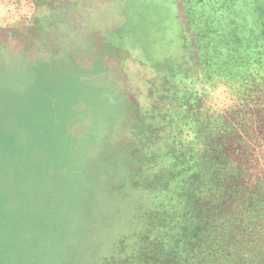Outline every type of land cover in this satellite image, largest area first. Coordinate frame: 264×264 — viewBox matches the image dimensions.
<instances>
[{"label": "rangeland", "instance_id": "rangeland-1", "mask_svg": "<svg viewBox=\"0 0 264 264\" xmlns=\"http://www.w3.org/2000/svg\"><path fill=\"white\" fill-rule=\"evenodd\" d=\"M259 51L264 0H0V264H171L211 163L245 211Z\"/></svg>", "mask_w": 264, "mask_h": 264}, {"label": "trees", "instance_id": "trees-1", "mask_svg": "<svg viewBox=\"0 0 264 264\" xmlns=\"http://www.w3.org/2000/svg\"><path fill=\"white\" fill-rule=\"evenodd\" d=\"M260 53H253L250 58L247 60L246 64L249 67H252L253 77L249 75L250 82L260 77V80L264 81L263 72L264 70V52L259 51ZM256 70V72H255ZM244 70L239 68L236 71V74H243ZM245 72V71H244ZM235 75V74H234ZM231 76V74L229 75ZM237 78L238 75L231 76L230 79ZM258 80V79H257ZM256 83H250V85H245L248 88L247 91H250L255 85V89L260 84L261 81ZM240 81L243 82L244 79L240 78ZM261 95L259 99H264V86L262 87ZM254 92V90H252ZM209 110L208 112H211ZM260 112L264 113V105L260 107ZM207 112V113H208ZM213 113V111H212ZM207 150V149H206ZM206 175L208 176L209 186L206 187V193L202 195L208 201L203 207L193 206V209L202 212V214L207 216L211 215L213 217L208 220L205 219L202 223L204 229L198 226L192 232L191 242L189 246V255L186 253L185 257L182 255V252L178 249L173 251V259L171 264H264V184L260 182L259 185L262 186H253V191H251L248 199L243 200L245 204V211L242 213L237 211L234 213V210L228 213L227 210L220 211L218 208V202L222 199H212L215 195V190L211 197L207 196V192L211 188H215L217 191L224 192V189L228 190L226 187V180H223L218 177L223 175L220 167L211 163L208 166ZM219 178L218 185H214L216 178ZM205 181V182H208ZM212 212V213H211ZM255 246H258V250ZM246 252V253H245ZM184 259H183V257ZM167 261V260H166ZM165 261H162V263Z\"/></svg>", "mask_w": 264, "mask_h": 264}, {"label": "crops", "instance_id": "crops-1", "mask_svg": "<svg viewBox=\"0 0 264 264\" xmlns=\"http://www.w3.org/2000/svg\"><path fill=\"white\" fill-rule=\"evenodd\" d=\"M5 5H6V4H5ZM7 5H8V4H7ZM27 5L29 6V3H27V2L23 4V6H27Z\"/></svg>", "mask_w": 264, "mask_h": 264}]
</instances>
